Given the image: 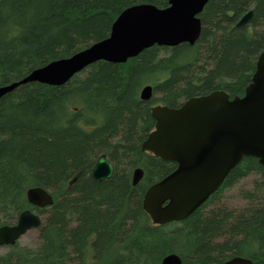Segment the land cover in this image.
<instances>
[{"label":"trees","instance_id":"1","mask_svg":"<svg viewBox=\"0 0 264 264\" xmlns=\"http://www.w3.org/2000/svg\"><path fill=\"white\" fill-rule=\"evenodd\" d=\"M140 4L163 9L169 0H0V87L108 38L119 14ZM249 10L251 28L236 27ZM200 18L194 45L154 46L124 64L95 63L63 86L30 83L0 99V227L25 210L47 215L40 245L16 244L0 264H162L170 254L182 264H264V167L255 158L184 221L153 226L143 209L150 186L174 170L142 151L156 124L151 108L214 91L243 96L264 48V0H210ZM147 85L154 95L143 101ZM102 154L116 172L97 181ZM137 168L144 177L134 187ZM251 174L259 179L244 193L248 208H216ZM32 187L49 190L54 205L29 204Z\"/></svg>","mask_w":264,"mask_h":264},{"label":"water","instance_id":"2","mask_svg":"<svg viewBox=\"0 0 264 264\" xmlns=\"http://www.w3.org/2000/svg\"><path fill=\"white\" fill-rule=\"evenodd\" d=\"M209 1L169 0V6L163 9L152 4L129 7L119 14L108 38L69 58L38 68L18 82L0 87V99L30 83L63 86L95 63L124 64L154 46L194 45L202 31L199 16ZM252 17L251 10L236 27L248 25ZM153 95L152 85L140 92L143 101L152 100ZM152 116L155 129L142 144V150L175 163L177 168L147 190L143 209L155 224L181 222L220 189L243 158H255L264 167V50L243 96L231 98L225 91H214L190 98L176 109L156 106L152 108ZM113 169L106 155H102L93 167L92 177L97 181L108 180ZM143 177L144 171L136 169L133 186H138ZM27 200L36 208L54 205L52 193L42 187L28 189ZM42 223L38 213L23 211L16 224L0 227V247L15 246L27 232L40 228ZM162 264H182V259L170 254ZM224 264L254 262L235 257Z\"/></svg>","mask_w":264,"mask_h":264},{"label":"rangeland","instance_id":"3","mask_svg":"<svg viewBox=\"0 0 264 264\" xmlns=\"http://www.w3.org/2000/svg\"><path fill=\"white\" fill-rule=\"evenodd\" d=\"M156 105L157 104H155L153 107ZM258 179L259 177L257 175L251 174L239 181L235 186L225 189L220 195V201L216 208L223 207L225 209L234 210L237 212L248 208L251 203L244 198V193L253 192L255 190V182ZM43 220L45 221L46 217L43 218ZM40 243V231L38 229L30 230L19 240V245L30 248H36L40 245ZM8 251V247H1L0 255H4Z\"/></svg>","mask_w":264,"mask_h":264},{"label":"flooded vegetation","instance_id":"4","mask_svg":"<svg viewBox=\"0 0 264 264\" xmlns=\"http://www.w3.org/2000/svg\"><path fill=\"white\" fill-rule=\"evenodd\" d=\"M249 11H251V10H249ZM248 11V12H249ZM247 12V13H248ZM246 14V13H245ZM245 14H243L240 18H239V20H238V22L241 20V18L245 15ZM201 16V15H200ZM199 16V17H200ZM253 18V17H252ZM201 19V18H200ZM202 21V20H201ZM246 26H248L249 28H251L250 27V24H248V25H246ZM263 50H264V48H263ZM263 50L258 54V56H257V60H258V58H259V56L261 55V53L263 52ZM229 94V93H228ZM230 95V94H229ZM232 98V97H231ZM185 102V101H184ZM183 103V102H182ZM182 105V104H181ZM156 106H165V105H162V104H157ZM155 106V107H156ZM168 107V106H167ZM152 108H154V107H152ZM152 108H151V113H152ZM170 108V107H169ZM179 108V107H178ZM174 109H176V108H174ZM156 125V124H155ZM154 129H155V127H154ZM153 129V130H154ZM152 130V131H153ZM151 131V132H152ZM150 132V133H151ZM149 133V134H150ZM148 134V135H149ZM147 138H148V136H147ZM146 138V139H147ZM146 141V140H145ZM144 143V142H143ZM142 147V146H141ZM143 151V150H142ZM144 152V151H143ZM145 153H149V154H151L152 156H154L152 153H150V152H145ZM102 155H105V154H102ZM102 155H100V156H102ZM100 156L98 157V159L100 158ZM155 158H158V159H160V160H162L161 158H159V157H156V156H154ZM106 158H107V160L113 165V172H116V167L114 166V164L110 161V159L107 157V155H106ZM98 159H97V161H98ZM96 161V162H97ZM162 161H164V160H162ZM165 162H167V161H165ZM167 163H171V164H173V166H174V170L172 171V172H174L175 171V169L177 168V166H176V164L175 163H172V162H167ZM138 169V168H137ZM93 171V169L91 170V172ZM144 171V170H143ZM134 172H135V170L133 171V173H132V181H133V175H134ZM172 172H169L167 175H165L164 176V178L165 177H167L168 175H170ZM164 178H162V179H164ZM161 179V180H162ZM160 180V181H161ZM104 181H106V180H104ZM159 182V181H158ZM133 183V182H132ZM157 183V182H156ZM155 184V183H154ZM133 185V184H132ZM152 186V185H151ZM150 186V187H151ZM34 208H36V207H34ZM36 209H42V210H47V208H36ZM34 212V211H33ZM36 213H38V212H36ZM21 214V213H20ZM39 215H41L42 216V218H45L47 215L44 213V214H40V213H38ZM150 217V216H149ZM18 218H19V216H18ZM18 218H17V220H18ZM151 219V218H150ZM17 220L16 221H14L12 224H9L8 226H12V225H14V224H16L17 223ZM151 222H152V224H153V226H164V225H160V224H155L154 222H153V220L151 219ZM45 223V221L43 220V223H42V226L40 227V228H38V230L40 231V229L43 227V224ZM171 223H174V222H171ZM171 223H167V224H165V225H168V224H171ZM3 226H5V225H3ZM2 227V226H1ZM40 240H41V232H40ZM17 244H19V241L17 242ZM3 247H8V246H3ZM12 247V246H11ZM1 248V247H0ZM8 248H10V247H8ZM233 258H235V257H233ZM244 258V257H243ZM232 259V258H231ZM230 259H228V260H226L225 262H227V261H229ZM225 262H223L222 264H224ZM69 264H71V263H69Z\"/></svg>","mask_w":264,"mask_h":264},{"label":"bare ground","instance_id":"5","mask_svg":"<svg viewBox=\"0 0 264 264\" xmlns=\"http://www.w3.org/2000/svg\"><path fill=\"white\" fill-rule=\"evenodd\" d=\"M236 168V167H235Z\"/></svg>","mask_w":264,"mask_h":264}]
</instances>
